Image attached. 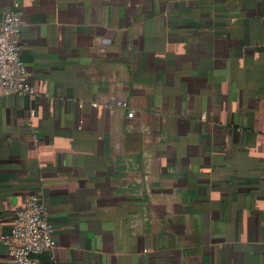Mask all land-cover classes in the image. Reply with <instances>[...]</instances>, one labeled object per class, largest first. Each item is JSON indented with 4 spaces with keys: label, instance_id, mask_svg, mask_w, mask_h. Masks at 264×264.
Segmentation results:
<instances>
[{
    "label": "crops",
    "instance_id": "crops-1",
    "mask_svg": "<svg viewBox=\"0 0 264 264\" xmlns=\"http://www.w3.org/2000/svg\"><path fill=\"white\" fill-rule=\"evenodd\" d=\"M15 3L0 264L29 194L57 264H264V0Z\"/></svg>",
    "mask_w": 264,
    "mask_h": 264
},
{
    "label": "built area",
    "instance_id": "built-area-1",
    "mask_svg": "<svg viewBox=\"0 0 264 264\" xmlns=\"http://www.w3.org/2000/svg\"><path fill=\"white\" fill-rule=\"evenodd\" d=\"M21 25L18 4L15 3L2 13L0 21V97L9 94L34 97L36 94L20 57ZM117 104L127 105L122 100ZM127 115L131 117L133 112L130 110ZM53 231L47 217V205L37 194H29L24 206L13 213L10 232L3 236V242L15 264H57ZM42 255L46 259L43 260Z\"/></svg>",
    "mask_w": 264,
    "mask_h": 264
}]
</instances>
